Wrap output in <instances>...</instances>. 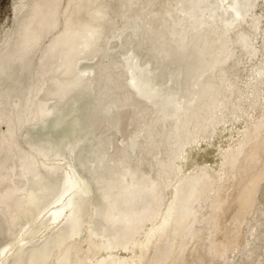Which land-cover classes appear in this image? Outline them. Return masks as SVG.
<instances>
[{
  "label": "bare ground",
  "instance_id": "bare-ground-1",
  "mask_svg": "<svg viewBox=\"0 0 264 264\" xmlns=\"http://www.w3.org/2000/svg\"><path fill=\"white\" fill-rule=\"evenodd\" d=\"M12 2L0 262L262 264L264 0Z\"/></svg>",
  "mask_w": 264,
  "mask_h": 264
},
{
  "label": "rangeland",
  "instance_id": "rangeland-1",
  "mask_svg": "<svg viewBox=\"0 0 264 264\" xmlns=\"http://www.w3.org/2000/svg\"><path fill=\"white\" fill-rule=\"evenodd\" d=\"M13 0H0V37L13 25ZM252 264V263H250Z\"/></svg>",
  "mask_w": 264,
  "mask_h": 264
},
{
  "label": "snow or ice",
  "instance_id": "snow-or-ice-1",
  "mask_svg": "<svg viewBox=\"0 0 264 264\" xmlns=\"http://www.w3.org/2000/svg\"><path fill=\"white\" fill-rule=\"evenodd\" d=\"M243 7L246 10H250V9L254 8L255 5L252 4V3H249V4H245ZM236 8H237V6L234 5L233 6V11L235 12V15L237 16V18H239L240 13L238 11H236ZM260 11H261V18H264V3L260 4ZM182 156H183V154L181 153V155H180L181 159H182ZM109 199H110V197L108 195H104V200L105 201H108ZM101 210H102V208H101ZM161 227H163V225H161ZM6 251H7V249L0 250V256H2L4 254V252H6ZM0 264H2V262H0ZM262 264H264V262H262Z\"/></svg>",
  "mask_w": 264,
  "mask_h": 264
}]
</instances>
